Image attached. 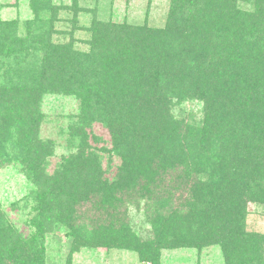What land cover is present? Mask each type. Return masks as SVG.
<instances>
[{"label": "trees", "instance_id": "1", "mask_svg": "<svg viewBox=\"0 0 264 264\" xmlns=\"http://www.w3.org/2000/svg\"><path fill=\"white\" fill-rule=\"evenodd\" d=\"M242 1L168 0L162 28L93 17L88 51L74 48L77 12L60 32L49 0H30L23 36L17 20L0 21V169L19 166L32 186L28 238L0 205V264H45L54 229L70 239L68 259L105 248L156 264L162 249L218 246L225 264H264V233L245 230L248 205L264 207V0ZM46 95L78 101L70 152L50 173ZM191 101L198 116L173 114ZM86 205L97 213L88 223ZM130 205L147 215L149 239L129 227Z\"/></svg>", "mask_w": 264, "mask_h": 264}, {"label": "rangeland", "instance_id": "2", "mask_svg": "<svg viewBox=\"0 0 264 264\" xmlns=\"http://www.w3.org/2000/svg\"><path fill=\"white\" fill-rule=\"evenodd\" d=\"M53 7L59 8L54 29L68 33L72 29L70 20L72 10L77 16L79 30L74 32V48L80 51H88L85 42L91 38L89 26L92 18L101 22L125 24L132 26H145L147 28H162L165 24L169 10L168 0H49ZM243 0L240 4L246 6ZM30 0H0V21H18V34L23 36L24 21L34 18L30 9ZM72 11V12H71ZM62 37V35H60ZM69 40V35H65ZM60 40V38H55ZM202 104L197 101L185 102L182 108L173 107V114L177 116H198ZM42 112L45 119L41 124L40 135L43 139H51L55 143L54 156L50 158L47 171L50 173L60 162V158L70 151L67 148L68 127L78 113V101L73 97L60 95H46L42 102ZM90 132L100 137L98 147L110 148L108 130L98 122H94ZM92 145H94L92 143ZM72 151V150H71ZM103 153V152H101ZM104 168L106 161L102 162ZM119 158H113L111 168L106 174L108 179L115 177V167L119 166ZM31 184L27 181L19 166H8L0 169V205L13 228L23 238H28L32 228L29 226L31 198L29 192ZM245 221V230L248 232L264 233V207L259 204H249ZM88 206L82 208L85 213L84 222L97 216L94 210L85 211ZM120 211H122L120 209ZM128 224L137 238L147 240L152 235L148 224L147 215L142 209H136L130 205L127 209ZM151 216V215H150ZM89 225V224H88ZM45 264H152L148 261H140L134 251L105 249V248H80L71 253L70 239L65 235L64 229H54L45 235ZM156 264H225L221 250L218 246H209L201 250L194 248L162 249L159 251Z\"/></svg>", "mask_w": 264, "mask_h": 264}]
</instances>
